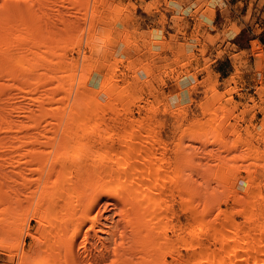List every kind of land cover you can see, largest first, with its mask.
Here are the masks:
<instances>
[{
  "label": "bare ground",
  "instance_id": "obj_1",
  "mask_svg": "<svg viewBox=\"0 0 264 264\" xmlns=\"http://www.w3.org/2000/svg\"><path fill=\"white\" fill-rule=\"evenodd\" d=\"M43 2L47 9L53 10L50 9L52 0ZM49 10L42 15L44 26L38 0H0V134L8 137L10 134V142L3 147L5 177L10 183L24 187L31 182L26 179L27 172L40 173L36 187L30 189L28 195L12 191L0 193V203L5 201L8 204L9 229L15 220V205L18 202L21 205L19 195L31 199V212L21 221L16 249L20 247L24 234L36 240L37 249H43L41 258L35 260L33 250L20 248V253H15L19 259H16L17 264L103 261L107 257L106 252L82 255L76 247V240L83 222L89 219L88 212L105 196L110 197L107 203L111 209L119 208L112 235L115 237L121 228L122 242L112 251V264H264V191L257 181L256 169H251L254 166L264 170V165L256 163L262 153L252 146V133L242 138L232 127L230 133L237 134L232 141H226L218 131L214 135L194 131L185 133L203 147L218 143L220 152L245 147L243 154L236 155L237 159L252 160L250 164L239 165L237 161L232 162L234 158L221 160L218 157L219 162L208 173V178L194 186L186 168L193 165L199 173V157L195 159L196 154L188 153L189 146L186 147L182 139L176 143L173 158L167 157L164 141L153 138V126L145 119L134 118L117 103L114 98L116 92L111 95L103 88L116 80L111 70L106 69L105 81L100 79L105 84L97 90L88 84L90 74L95 70L92 64L89 68L87 66L88 69H81L79 77H76L78 61L65 60L63 52H58L55 45H48L52 21ZM93 19L94 16L90 29L95 28ZM8 89L13 93H16L13 89L17 90L21 104L14 102L18 97L14 101L13 96L10 99L13 94ZM59 89H63V96H59ZM103 95L106 100L101 101ZM24 100L28 102L23 104ZM13 111L24 115L25 120H20L21 116L12 118ZM261 126L264 127V123ZM31 127H42V132L48 129L45 133L50 131L52 136H43L40 128L38 132ZM22 128H31L35 132L29 129L30 132L35 135L38 132L41 139L33 133L29 135L28 129L23 135L20 133L24 131ZM258 133L264 139V132ZM59 135L61 138L57 137ZM56 139L60 141V147L53 149ZM47 140L52 143L49 149H40V144L46 146L49 143ZM35 143L39 147H34ZM30 144L35 145L30 148ZM159 149L160 155L157 153ZM211 152L208 151L209 154ZM56 165L61 167L60 179L50 182ZM218 166L233 168V183L241 180L244 192L232 189L224 176L216 179ZM240 170L246 171L245 179ZM200 173L202 175L199 176L204 178L203 171ZM83 174L94 180L88 195ZM43 175L46 177L42 180ZM228 201H231V206L222 208L221 204ZM57 204L65 215L63 219L56 214L50 215V208ZM77 212L79 217H75ZM180 213L186 216L185 221L180 220ZM236 215L242 216V221H236ZM28 219L37 222L34 231L28 230ZM5 221L0 219V222ZM41 225L50 232L48 240L51 238L54 244L49 241L44 247L40 242L45 238L36 236ZM95 225L92 222L85 231V239L90 236V231H94L100 240L97 235L100 229ZM100 242L103 243L102 240ZM11 246L0 226V247L11 251ZM182 249L186 252L183 253ZM61 256L63 260L55 262Z\"/></svg>",
  "mask_w": 264,
  "mask_h": 264
},
{
  "label": "rangeland",
  "instance_id": "obj_2",
  "mask_svg": "<svg viewBox=\"0 0 264 264\" xmlns=\"http://www.w3.org/2000/svg\"><path fill=\"white\" fill-rule=\"evenodd\" d=\"M43 1L45 0H38L41 16L49 10ZM52 1L50 9L53 10L52 12L49 10L52 13L50 14L52 21L49 25L48 45H55L58 52H63L65 60L78 61L76 77H79L81 69H88L92 64L95 70L90 74L88 84L97 90L105 84L102 82L105 81L103 77H105L106 69L111 70L116 82L109 86L105 84L103 88H106L111 95L116 92L114 98L117 103L132 113L134 118L145 119L146 123L153 126L151 132L153 138L164 141L167 157L173 158L176 143L180 139L186 147L189 146L188 153L196 154L195 159L199 157L202 163L200 162L198 170L203 171L205 179L199 176L202 173H197V168L193 165L186 168V171L191 174L194 186L208 178V173L219 162L218 157H221V160L234 158L232 162L237 161L239 165L250 164L252 160L239 161L240 157L237 159L236 155L243 154L245 147L220 152L218 143L208 148L203 147L199 141L192 140L185 133L194 131L193 133L214 135L220 132L226 141H232L237 137L236 133H230L234 127L242 138H246L247 133L251 132L252 146L262 153L261 159H258L256 163L259 166L264 165V139L258 133V131L264 132V127L261 126L264 123V0H247L243 4L239 2L233 7L234 13L238 15L233 16L232 20L227 17V24L224 23L226 20L224 16L218 15L214 20V26L205 21V18L213 19L214 4L223 5L220 0L217 2L214 0ZM230 2L234 4L235 1ZM50 15L49 18H51ZM43 16L41 23L44 25ZM92 16H94V29H90ZM206 27L211 31L206 30ZM242 47L246 49L240 51ZM53 85L55 86L56 83ZM13 90L16 91L15 94L12 90H9L12 93L9 91L7 93L13 94L9 95L14 99L8 97L13 99L12 101L18 97V102L17 100L14 102L21 104L22 99L19 101L17 90ZM58 94L63 96L65 93L63 89H59ZM104 100L106 97L103 95L101 101ZM24 101L23 104H26L27 100ZM27 104L34 105V103ZM13 112L12 118L19 119L18 116H21L20 120H25L24 115ZM31 128L38 131L40 127ZM31 128H22L21 130L24 131L20 133L25 132L26 135L25 130L28 129L27 133L32 135L35 131ZM47 130L43 129L40 134L52 136L50 131L45 133ZM38 132L36 135L41 139ZM9 137L7 134H0V181L2 182L0 193L12 191L28 195L30 189L36 187L35 182L40 177V173L27 172L26 179L31 182L24 187L14 185L6 179L3 147L10 142ZM50 138L49 141L52 142ZM50 142L46 146L40 144V149H49L52 145ZM59 142V140L53 142V149L60 147ZM72 144L74 143L71 142ZM32 145L30 148H33ZM37 145L38 143L34 147H39ZM159 151L161 150H157L158 155H160ZM208 151H212L211 157ZM213 154H215L214 157ZM171 164L173 166V162ZM251 169H256L257 181L260 182L264 191V170L254 166ZM60 170V165H56L54 172L50 175V182L60 179ZM216 170L218 173L216 179H222L224 176L225 182L228 185L231 184L232 189L238 188L239 191L244 192L241 180L233 183L235 173L233 168L226 169L218 166ZM239 173L245 179L246 171L240 170ZM44 177L46 176L43 175L42 180L45 179ZM82 180L86 182V195H88L92 191L90 188L94 180L86 174H83ZM19 196L22 199L21 205H19L20 202L15 205L16 209L13 213L15 220L11 229L7 222L11 219L6 210L8 204L5 201L0 203V219H6L4 223L0 222V226L3 227V234L8 244L13 247L11 251L0 247V264H17L18 257L15 253H20V248L33 250L35 260L41 258L43 251L42 248L37 249L36 240L28 234L21 237L20 247L16 249L19 243L21 221H24L31 212L29 211L31 199H25L23 195ZM109 198L102 197L99 203L88 212L89 219L83 222L76 240V247L82 255L87 252L95 254L102 251L107 253V257L99 263L84 261L82 264H112L114 260L112 251L119 242H122L119 235L121 228L116 231L115 237L112 235L113 224L119 218V208L111 209L107 203ZM230 202L222 203V208H229ZM50 209L51 216L56 214L62 217L61 219L65 217L61 213L60 205H54ZM79 215L80 213L77 212L75 217ZM185 219L186 216L180 213V220L185 221ZM235 219L239 222L243 218L236 215ZM92 222L96 223V229H100L97 235L103 243L95 237L94 231H90V236L85 239L84 233ZM37 226L34 219H28L29 231H34ZM41 227L36 236L45 238H42L40 242L44 244V247L49 241L54 244L51 238L48 240L50 232L45 226L41 225ZM51 230L53 232L54 228ZM10 252L14 254L10 255ZM182 252L186 251L182 249ZM62 258L63 256L59 257L55 262L62 261ZM167 259L170 260V257Z\"/></svg>",
  "mask_w": 264,
  "mask_h": 264
},
{
  "label": "crops",
  "instance_id": "obj_3",
  "mask_svg": "<svg viewBox=\"0 0 264 264\" xmlns=\"http://www.w3.org/2000/svg\"><path fill=\"white\" fill-rule=\"evenodd\" d=\"M218 0H214V2H217ZM223 2V5L222 6H220V5H218V4H214V7H215V11H214V17H213V19L212 20H208V19H206L205 18V21H207L208 23H210L211 25H215L214 24V20H215V18L218 16V15H220V16H224V18L226 19L225 21H224V23L225 24H227V17H230V19L232 20V18H233V16H235V15H238L236 12L234 13V5L235 6H237L238 4H239V2L241 3V4H243L244 2H246L247 0H220V2ZM230 1H235L234 2V4L233 3H231ZM241 16L243 17V15L241 14ZM206 30H208V31H211V29L210 28H208V27H206ZM250 41H252V40H250ZM246 48H240V51H243V50H245ZM219 72H220V70H219Z\"/></svg>",
  "mask_w": 264,
  "mask_h": 264
}]
</instances>
